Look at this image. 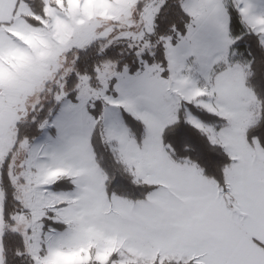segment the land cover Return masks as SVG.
Listing matches in <instances>:
<instances>
[{"label": "snow or ice", "instance_id": "obj_1", "mask_svg": "<svg viewBox=\"0 0 264 264\" xmlns=\"http://www.w3.org/2000/svg\"><path fill=\"white\" fill-rule=\"evenodd\" d=\"M0 264H264V0H0Z\"/></svg>", "mask_w": 264, "mask_h": 264}, {"label": "trees", "instance_id": "obj_2", "mask_svg": "<svg viewBox=\"0 0 264 264\" xmlns=\"http://www.w3.org/2000/svg\"><path fill=\"white\" fill-rule=\"evenodd\" d=\"M190 135H191L193 141L195 142L196 139H197V138H196V134H195L194 132H191Z\"/></svg>", "mask_w": 264, "mask_h": 264}]
</instances>
